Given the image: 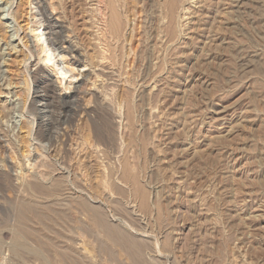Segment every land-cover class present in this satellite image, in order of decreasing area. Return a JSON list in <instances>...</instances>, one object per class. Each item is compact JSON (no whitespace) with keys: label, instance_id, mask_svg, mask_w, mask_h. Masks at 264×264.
Wrapping results in <instances>:
<instances>
[{"label":"rangeland","instance_id":"1","mask_svg":"<svg viewBox=\"0 0 264 264\" xmlns=\"http://www.w3.org/2000/svg\"><path fill=\"white\" fill-rule=\"evenodd\" d=\"M31 1L0 0V264H264V0H115L116 31L110 0H53L88 66L46 114Z\"/></svg>","mask_w":264,"mask_h":264},{"label":"bare ground","instance_id":"2","mask_svg":"<svg viewBox=\"0 0 264 264\" xmlns=\"http://www.w3.org/2000/svg\"><path fill=\"white\" fill-rule=\"evenodd\" d=\"M36 2V6H33V2ZM34 1H31L30 2V7H31V13H30V18L27 19L28 20V24H27V30L33 34V43L35 44V49H37V55L39 54V57L37 58V62L36 65L38 66L40 64V62H43L41 68L39 67L37 73H35V87H34V91H33V94H34V103H32V110L34 109H39L37 104L40 103V107H42V111L43 113L42 114H46V111L45 109L48 108L49 104H45L43 103V98L45 96L43 95H39L41 92L40 90L42 89V85L44 86L45 83L47 82H50L51 85L53 86V90L55 91H63L66 95V98L69 97V90L72 89V86L75 84V81L76 79L78 78L79 75L76 74V71L80 72V69H82V67H86L88 65H83L82 66V63L80 62V60H74V63L72 61H70L68 58V54L72 53L74 54V50H73V46H72V42L69 43L68 40H66V37L64 36V27L62 25L59 24V22L55 19V17L53 16V14L50 12V8H52L53 10L57 11V6L56 4L54 3L53 0L50 1V4L46 1V0H34ZM113 1L115 0H110V3L108 5H112V13H113V17H112V29L116 31V29L118 28L117 26V15H115L114 13V10H113ZM117 1V0H116ZM27 2V1H26ZM109 2V0H108ZM192 2H194V0H164V6L165 8L167 9V12H168V15L170 17V21L171 22H174L176 17H180L178 16V14L180 15L181 13V19L182 18H185L189 15L190 10L191 8H193V5L191 8H189L188 6L186 5H189L191 4ZM117 3V2H116ZM195 3V2H194ZM193 4V3H192ZM33 6V7H32ZM117 6V5H116ZM108 7V6H107ZM115 7V6H114ZM188 7V8H187ZM117 8V7H116ZM165 9V10H166ZM34 10H36L34 12ZM193 10V9H192ZM52 11V10H51ZM164 11V9H163ZM118 12V10H117ZM119 13V12H118ZM165 13V12H164ZM193 14V13H192ZM191 14V15H192ZM120 15V14H119ZM168 17V16H167ZM166 17V18H167ZM189 17V16H188ZM183 20V19H182ZM109 21V20H108ZM169 21V22H170ZM177 21V20H176ZM120 22V20H119ZM122 23V22H120ZM108 24V23H107ZM169 24V23H168ZM31 25V26H30ZM120 25V24H119ZM121 26V25H120ZM120 28V27H119ZM110 29V28H109ZM123 29V27H122ZM26 30V31H27ZM106 31V30H105ZM121 31V30H120ZM124 31V30H123ZM108 32V31H107ZM19 33V32H18ZM28 33V32H27ZM179 34V33H178ZM29 34H26L24 38L28 37ZM120 36V34H118ZM26 44H24V48L28 49L27 51L29 52L30 50V46L27 44V41L25 42ZM23 46V45H22ZM36 51V50H35ZM27 52V53H28ZM31 52V51H30ZM35 53V52H34ZM29 54V53H28ZM42 54V55H41ZM35 55V54H34ZM22 56V55H21ZM28 56V55H27ZM24 57V56H23ZM30 57V55H29ZM32 57V56H31ZM30 57V58H31ZM27 58V57H26ZM29 58V59H30ZM22 59V58H21ZM27 58V60H29ZM18 57L15 58V61H18ZM34 62V61H33ZM9 64V63H8ZM74 64H78L80 66V68L78 70H76L75 68V65ZM29 65L27 64V67ZM36 66V67H37ZM82 66V67H81ZM28 79V78H26ZM29 80V79H28ZM30 82V81H29ZM57 83L61 86V85H64L63 87H61V89L63 88V90H59V87L57 85ZM14 83L10 82L8 84V86H13ZM29 84V83H28ZM7 85V84H6ZM18 84H16L15 86H18ZM21 85V84H20ZM26 90V88H25ZM27 92L29 95L31 94L32 92V84L27 87ZM27 94V95H28ZM29 97V96H28ZM71 97V96H70ZM32 100V102H33ZM54 100V99H52ZM42 102V103H41ZM47 103V102H46ZM54 103V102H53ZM52 103V104H53ZM36 109V110H37ZM41 114V113H40ZM39 114V117L37 119H34L35 121H37V124H39L40 122H44V119L46 117V115L42 116ZM130 117V116H129ZM33 129L29 130V133H27V137H30L31 135V132H32ZM23 131V130H22ZM98 135V134H97ZM116 136V135H114ZM101 138V137H100ZM104 138V137H103ZM110 138V137H109ZM118 138V137H117ZM114 138H112L113 140ZM102 140V139H101ZM111 140V139H109ZM115 141H117L115 139ZM111 142V141H110ZM117 143V142H115ZM113 145H115L113 143ZM118 146V145H116ZM31 159V158H30ZM124 164V163H123ZM126 164V162H125ZM124 166V165H123ZM127 171V170H126ZM129 172V171H127ZM1 173V172H0ZM128 174V173H126ZM6 175V174H5ZM125 176H128V175H125ZM129 177V176H128ZM4 178V177H3ZM129 180V179H128ZM59 181V180H58ZM54 182V181H53ZM52 184V182L50 183V185ZM43 185V184H42ZM40 184H31V187L34 191H45L48 189L47 186H42ZM53 185V184H52ZM51 185V187H52ZM54 186V185H53ZM56 187V186H55ZM54 187V188H55ZM61 187V186H60ZM50 190V188H49ZM139 192H140V189H138ZM142 190V189H141ZM144 193V192H143ZM142 194V193H141ZM41 195V194H40ZM145 195V194H144ZM142 197V196H141ZM140 197V198H141ZM55 202V201H54ZM144 202V201H143ZM22 203V202H21ZM27 202H25L26 204ZM32 203H35V202H32ZM36 204V203H35ZM53 204V203H52ZM86 204V203H85ZM39 205V204H37ZM145 205V204H143ZM37 207V206H36ZM34 207V208H36ZM44 207V206H43ZM92 207V206H91ZM146 207V206H144ZM34 208L30 205L26 206L25 209L21 212V217L22 218H26L27 214L28 213H32L34 210ZM87 208V207H86ZM41 209V208H40ZM43 209V208H42ZM145 209V208H144ZM19 210V208H18ZM37 210V209H36ZM47 210V209H46ZM94 210V209H93ZM141 210V209H140ZM43 210H41L42 212ZM48 211H49V208H48ZM96 211V210H95ZM39 212V211H38ZM40 212V213H41ZM46 212V211H45ZM50 212L53 213L54 215H56L55 213L57 212H53L51 209H50ZM49 212V213H50ZM18 213V212H17ZM44 213V211H43ZM97 214V211L94 212ZM102 213V212H101ZM99 214V213H98ZM30 215V214H29ZM33 218L34 219H38L37 221L41 222V218L44 217V220H47L46 217L49 215H45V216H41V214L39 215V213H37L36 211L33 212ZM58 216V214H57ZM20 217V216H19ZM30 217H32L30 215ZM52 217V216H51ZM99 217V216H97ZM96 217V218H97ZM102 218V217H101ZM101 218L99 217L97 220L101 223ZM60 219V217H59ZM24 220V219H23ZM30 219H28L29 221ZM43 220V219H42ZM49 220V219H48ZM55 220V219H54ZM62 220V219H61ZM103 220H104V217H103ZM26 221V220H25ZM27 222V221H26ZM45 222V221H44ZM50 223V222H49ZM55 223V222H54ZM42 224V222H41ZM99 224V223H98ZM104 225V221L102 223ZM107 225H104V226H108L109 224L108 223H105ZM44 225V224H43ZM46 225V224H45ZM56 225V224H55ZM57 226V225H56ZM99 226V225H98ZM101 227V226H100ZM105 227V228H106ZM109 229V226L108 228ZM106 230V229H105ZM111 232V228L109 229ZM108 232V231H107ZM112 234V233H111ZM110 235V234H109ZM18 236V235H17ZM16 236V238H17ZM125 237V236H124ZM130 237V236H129ZM19 238V237H18ZM16 239V248L14 250V252H16L17 254L20 253L21 249L24 247L23 243L19 240V239ZM121 238V236H120ZM128 238V237H127ZM132 239V238H131ZM122 242V241H121ZM129 242V241H128ZM132 242V241H131ZM124 243V242H123ZM2 243H0V246H1ZM128 245H131V244H128ZM139 245L135 242L134 246H132V249L134 250L135 252V256L133 255V257L138 260L139 264H142V256H141V250H140V247H138ZM141 246V245H140ZM2 247V246H1ZM1 250V248H0ZM68 251V250H67ZM133 252V254H134ZM38 253V252H36ZM136 262V261H134ZM136 262V264L138 263ZM144 262V261H143ZM145 264V263H144Z\"/></svg>","mask_w":264,"mask_h":264}]
</instances>
